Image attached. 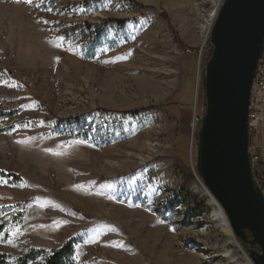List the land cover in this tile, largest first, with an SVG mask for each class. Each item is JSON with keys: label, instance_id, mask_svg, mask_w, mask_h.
<instances>
[{"label": "rangeland", "instance_id": "rangeland-1", "mask_svg": "<svg viewBox=\"0 0 264 264\" xmlns=\"http://www.w3.org/2000/svg\"><path fill=\"white\" fill-rule=\"evenodd\" d=\"M222 1L0 0V111H17L0 118V170L22 177L0 181L6 264L69 239L77 264H245L196 191ZM108 19L125 22L92 40L86 24Z\"/></svg>", "mask_w": 264, "mask_h": 264}, {"label": "water", "instance_id": "water-1", "mask_svg": "<svg viewBox=\"0 0 264 264\" xmlns=\"http://www.w3.org/2000/svg\"><path fill=\"white\" fill-rule=\"evenodd\" d=\"M201 77L196 171L255 264H264V191L251 163L249 112L264 57V0H223Z\"/></svg>", "mask_w": 264, "mask_h": 264}, {"label": "trees", "instance_id": "trees-1", "mask_svg": "<svg viewBox=\"0 0 264 264\" xmlns=\"http://www.w3.org/2000/svg\"><path fill=\"white\" fill-rule=\"evenodd\" d=\"M50 5H54L55 3L59 2L60 0H47ZM45 5V4H44ZM48 10V8H45V6H42V9ZM118 23L123 24L125 20H106L102 24H86V32L88 34L92 35V40L96 41L101 37L105 30V23ZM97 45V44H96ZM96 45L94 47H96ZM211 46L209 55L211 54ZM208 59V58H207ZM204 72V69L202 70V73ZM202 86L199 87V91L201 92L203 88ZM200 93H199V101H200ZM17 113V111H0V118H8L12 117ZM201 119H198V124L200 125ZM9 180L11 182H19L22 180V177L20 174H15L11 172H5L3 170H0V181L2 180ZM4 224H0V232L3 230ZM76 240L75 239H69L64 244H62L58 248H52L50 250H46L43 248H30L28 249L23 255L19 256L15 264H30L33 262L38 261L40 258H43V262L41 264H77L76 260ZM10 258V255L6 253H0V264H6L8 262V259Z\"/></svg>", "mask_w": 264, "mask_h": 264}, {"label": "built area", "instance_id": "built-area-1", "mask_svg": "<svg viewBox=\"0 0 264 264\" xmlns=\"http://www.w3.org/2000/svg\"><path fill=\"white\" fill-rule=\"evenodd\" d=\"M198 120V119H197ZM264 125V57L261 59L254 79L250 112V156L255 176L264 191V142L262 128Z\"/></svg>", "mask_w": 264, "mask_h": 264}, {"label": "bare ground", "instance_id": "bare-ground-1", "mask_svg": "<svg viewBox=\"0 0 264 264\" xmlns=\"http://www.w3.org/2000/svg\"><path fill=\"white\" fill-rule=\"evenodd\" d=\"M217 11H218V8H216L210 15V19H209V22H208V25L206 28L207 31L205 34V38L208 36V33L210 32V30L212 28L213 22L216 18V15H217ZM197 177H198L199 185L196 187V191H197V193H199L201 195L202 198L208 199L209 206L212 209V212L210 213L209 217L207 218V220H205L207 222L206 225L209 226L207 229L209 230L210 227L215 223L216 224L215 229L220 230V232L224 236H227L230 240L225 244V247H228L231 244L234 245L241 253H243V258H244L245 264H255L253 262V260L251 259V257L249 256V254L244 250V248H243L242 244L239 242V240L237 238H235V236L231 230V227H230L228 218L226 216V213H225L224 209L222 208L221 204L215 198V196L211 193V191L205 186V184L200 179V177L199 176H197ZM191 218L192 217H190V219ZM182 222L186 223L187 221L182 220ZM198 250L202 251V247L199 246ZM226 256L229 259L234 258L233 252H231L229 249H227L224 251L223 254L218 255L215 258H210V259L212 261H215L220 257H226Z\"/></svg>", "mask_w": 264, "mask_h": 264}, {"label": "crops", "instance_id": "crops-1", "mask_svg": "<svg viewBox=\"0 0 264 264\" xmlns=\"http://www.w3.org/2000/svg\"><path fill=\"white\" fill-rule=\"evenodd\" d=\"M262 140L264 142V125H263V128H262Z\"/></svg>", "mask_w": 264, "mask_h": 264}, {"label": "snow or ice", "instance_id": "snow-or-ice-1", "mask_svg": "<svg viewBox=\"0 0 264 264\" xmlns=\"http://www.w3.org/2000/svg\"><path fill=\"white\" fill-rule=\"evenodd\" d=\"M57 46H59V45H57Z\"/></svg>", "mask_w": 264, "mask_h": 264}]
</instances>
